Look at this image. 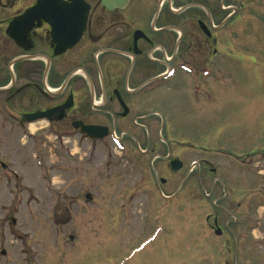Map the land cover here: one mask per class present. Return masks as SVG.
Wrapping results in <instances>:
<instances>
[{
	"label": "rangeland",
	"instance_id": "374dc122",
	"mask_svg": "<svg viewBox=\"0 0 264 264\" xmlns=\"http://www.w3.org/2000/svg\"><path fill=\"white\" fill-rule=\"evenodd\" d=\"M219 1L220 61L230 67L217 102L193 107L172 86L156 99L150 137L140 128L149 138L128 127L120 143L91 147L47 127L42 142H19L18 129L0 127L9 172L0 170V264H264V203L251 236L238 235L231 203L233 187L260 183L251 172L264 152V0ZM227 6L238 9L225 21ZM191 145L214 149L220 201L187 171ZM172 160L184 163L178 174ZM206 215L219 217L223 237L200 239Z\"/></svg>",
	"mask_w": 264,
	"mask_h": 264
},
{
	"label": "flooded vegetation",
	"instance_id": "af4514ba",
	"mask_svg": "<svg viewBox=\"0 0 264 264\" xmlns=\"http://www.w3.org/2000/svg\"><path fill=\"white\" fill-rule=\"evenodd\" d=\"M219 5V0H0V127L18 129L19 142H42L47 127L57 140L78 139L91 147L113 137L123 141L128 127L149 138L147 127L158 119L156 99L172 86L193 107L217 102L220 77L230 67L220 61ZM231 9L238 8L222 9L224 18ZM88 127L107 136L83 133ZM189 148L197 157L187 171L210 188L205 198L220 201L221 191L211 182L217 172L209 158L214 149ZM252 158L251 173L260 183L233 187L231 198L239 201L234 221L241 236L252 235L264 203V152ZM180 162L174 174L183 170ZM0 167L8 171L1 160ZM218 216H205L201 240L224 236Z\"/></svg>",
	"mask_w": 264,
	"mask_h": 264
},
{
	"label": "water",
	"instance_id": "95a60500",
	"mask_svg": "<svg viewBox=\"0 0 264 264\" xmlns=\"http://www.w3.org/2000/svg\"><path fill=\"white\" fill-rule=\"evenodd\" d=\"M108 1H109V4H111V0H108ZM172 165H173V169H175V170L180 168V165L178 162H174V163H172ZM2 254H4V253H2Z\"/></svg>",
	"mask_w": 264,
	"mask_h": 264
}]
</instances>
